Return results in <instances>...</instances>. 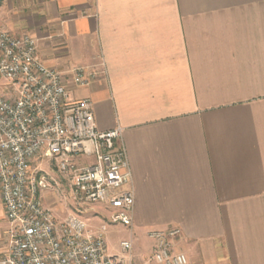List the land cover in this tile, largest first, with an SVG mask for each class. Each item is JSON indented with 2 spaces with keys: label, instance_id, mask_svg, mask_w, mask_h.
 Wrapping results in <instances>:
<instances>
[{
  "label": "crops",
  "instance_id": "0c3cea01",
  "mask_svg": "<svg viewBox=\"0 0 264 264\" xmlns=\"http://www.w3.org/2000/svg\"><path fill=\"white\" fill-rule=\"evenodd\" d=\"M2 11L0 28L36 39L48 68L104 72L73 98L92 102L99 131L122 130L134 251L151 256L147 232L178 228L187 264H264V0H2ZM7 247L0 199V260Z\"/></svg>",
  "mask_w": 264,
  "mask_h": 264
},
{
  "label": "built area",
  "instance_id": "2783aa9c",
  "mask_svg": "<svg viewBox=\"0 0 264 264\" xmlns=\"http://www.w3.org/2000/svg\"><path fill=\"white\" fill-rule=\"evenodd\" d=\"M99 65L48 68L37 40L0 29V199L7 222V253L0 264H132V242L109 253L106 224L80 216L57 218L44 194L62 180L79 209L102 205L111 223L132 228L134 196L121 128L97 129L93 104L73 91L93 84ZM178 228L150 230L154 264H187L173 251Z\"/></svg>",
  "mask_w": 264,
  "mask_h": 264
},
{
  "label": "rangeland",
  "instance_id": "374dc122",
  "mask_svg": "<svg viewBox=\"0 0 264 264\" xmlns=\"http://www.w3.org/2000/svg\"><path fill=\"white\" fill-rule=\"evenodd\" d=\"M4 16V12H0V23L3 21ZM51 176H53L57 183V186H55L57 189L44 194V204L47 208L51 209L55 217L64 218L69 214H75L94 226L106 224L105 238L109 253L119 252V243L123 240H129L130 236H132V243L136 241L133 230L130 233V230L123 225L111 223L110 213L106 211L104 206L94 205L82 209L75 207L68 196L65 183L56 175L51 174ZM143 243H147L146 238ZM132 256V264H150V250L145 245L139 244L135 251L132 245Z\"/></svg>",
  "mask_w": 264,
  "mask_h": 264
},
{
  "label": "trees",
  "instance_id": "16d2710c",
  "mask_svg": "<svg viewBox=\"0 0 264 264\" xmlns=\"http://www.w3.org/2000/svg\"><path fill=\"white\" fill-rule=\"evenodd\" d=\"M2 2V0H0V3Z\"/></svg>",
  "mask_w": 264,
  "mask_h": 264
}]
</instances>
